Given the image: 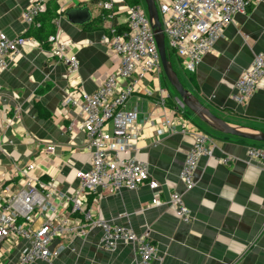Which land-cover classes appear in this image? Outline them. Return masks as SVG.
<instances>
[{"label": "crops", "instance_id": "1", "mask_svg": "<svg viewBox=\"0 0 264 264\" xmlns=\"http://www.w3.org/2000/svg\"><path fill=\"white\" fill-rule=\"evenodd\" d=\"M33 1L0 0V33L10 39L27 36L42 45L21 48L0 75V190L14 184L13 192L23 189L25 179L18 173L34 165L32 174L40 179L37 190L44 198L27 226L38 229L51 219L74 220V208L80 206L82 212L91 210L100 219L148 235L159 250L155 264H264V163L248 153L250 146L264 147V142L217 132L192 112L181 113L177 93L162 73L147 75L126 107L138 110L137 157L147 163L150 180L160 188L154 191L144 184L137 190L98 188L92 195L79 194L75 175L90 169L91 152L76 107H66L78 123L73 131L67 128L63 100L72 88L66 66L49 50L48 36L68 42L70 54L79 61L75 80L86 92H94L115 66L103 35L127 28L131 5L127 0H52L54 30L40 38L39 17L45 12L31 25L22 18ZM76 10L70 19L68 13ZM263 53L264 0H259L235 16L194 72L184 70V59L176 54L173 62L184 87L216 115L245 131H264V80L244 104L234 99L237 81ZM160 90L169 93L165 102ZM165 120L174 130L163 125ZM197 131L213 136L212 154L200 158L195 186L187 191L180 173ZM50 145L54 152L48 151ZM171 191L184 196L190 221H183L168 204ZM155 197L159 204L153 203ZM19 225L25 227L21 221ZM102 235L93 228L56 239L51 247L59 251L58 257L36 264H137L133 244L108 250ZM26 245L17 237L3 253L0 244V264H16Z\"/></svg>", "mask_w": 264, "mask_h": 264}, {"label": "built area", "instance_id": "2", "mask_svg": "<svg viewBox=\"0 0 264 264\" xmlns=\"http://www.w3.org/2000/svg\"><path fill=\"white\" fill-rule=\"evenodd\" d=\"M50 1L34 0L22 12L23 20L28 25L34 24L40 14L47 10ZM155 1L168 49L184 59V70L194 72L203 57L222 36L225 28L234 21L235 16L246 13L249 7L259 0ZM105 7L108 8L109 5L105 4ZM127 15L125 31L118 33L113 28L110 35H103L102 43L110 49L115 66L96 91L91 93L83 90L75 80L80 71L79 61L70 54L68 42L60 40L56 35L48 37L49 50L66 66L72 88L63 100L64 117L70 121L67 128L70 131L77 128L78 123L66 110V107H76L80 110L79 125L85 133V147L91 152L90 169L76 173L79 188L87 190L79 192L83 196L96 193L98 188L108 189L110 192L121 189L135 190L144 184H148L154 191L160 188L157 181L150 180L147 163L137 157L141 132L138 110L126 107L139 83L149 74L158 77L163 68L146 8L141 5L128 6ZM26 45L34 48L42 46L39 41L27 36L10 39L6 34L0 33V75L7 69L11 59ZM262 80L264 53L254 58L249 69L237 81L235 101L246 102ZM160 98L165 102L169 98L168 91L160 90ZM175 98L177 109L183 113L186 110L185 104L181 98ZM56 116H59V111ZM163 125L173 129L168 120H165ZM212 141L213 137L206 132L195 133L194 143L180 173V180L187 191L195 186L198 162L202 155L211 153ZM54 150V145L48 146L49 152ZM248 153L264 163V147L250 146ZM33 170L34 165H29L18 173L25 179L23 189L13 192L14 184L0 190L1 251L4 253L17 237L27 241L16 264L52 261L59 254L57 249L51 247L54 240L75 236L87 228L102 230L104 248L114 250L120 242H132L135 243L137 264H155L159 250L150 239L137 236L122 224L100 219L91 210L82 212L80 206L74 208L75 214L80 218L63 221L51 219L38 229L28 227L27 220L30 215L37 206H42L44 201L37 190L41 184L40 179L32 174ZM168 200V204L175 208L183 221H190L189 209L181 193L171 191ZM153 203L159 204V198L155 197ZM19 221L25 227L19 225ZM2 255L0 254L1 257Z\"/></svg>", "mask_w": 264, "mask_h": 264}, {"label": "water", "instance_id": "3", "mask_svg": "<svg viewBox=\"0 0 264 264\" xmlns=\"http://www.w3.org/2000/svg\"><path fill=\"white\" fill-rule=\"evenodd\" d=\"M146 4L147 13L151 26L155 33L156 42L158 45L163 72L170 83V85L177 92L179 97L182 99L185 106L202 122L207 126L211 127L217 132L241 137L243 139L264 142V131L257 129H245L242 126L230 123L225 119L216 115L211 109L205 106L193 93L186 89L177 73L174 69L173 64L170 60L169 54L167 53L165 34L162 29V23L160 20L157 4L155 0H144ZM78 13H81L78 11ZM76 11L68 13V16L73 18Z\"/></svg>", "mask_w": 264, "mask_h": 264}, {"label": "trees", "instance_id": "4", "mask_svg": "<svg viewBox=\"0 0 264 264\" xmlns=\"http://www.w3.org/2000/svg\"><path fill=\"white\" fill-rule=\"evenodd\" d=\"M129 2V4L131 6H135V5H142L140 2L142 0H127ZM52 2V0L49 2L48 6H47V10L45 11V13L42 15V17L40 16L39 17V20L42 19V24H40V26L38 27V30H37V33L36 35L40 38H44V37H47L51 32H53L54 30V25H53V18H54V15L49 12V5L50 3ZM127 29V28H126ZM126 29H118L116 27V30L118 33H121L123 31H125ZM49 37V36H48ZM47 39V38H46ZM167 53L169 54V57L173 63V66H174V62H173V53L168 49L167 50ZM174 69L177 71L176 67L174 66ZM178 73V72H177ZM171 86V85H170ZM172 87V86H171ZM173 88V87H172ZM174 90V89H173ZM175 93H177L175 90H174ZM186 111H189L191 112L189 109L186 108Z\"/></svg>", "mask_w": 264, "mask_h": 264}, {"label": "bare ground", "instance_id": "5", "mask_svg": "<svg viewBox=\"0 0 264 264\" xmlns=\"http://www.w3.org/2000/svg\"><path fill=\"white\" fill-rule=\"evenodd\" d=\"M123 1H125V0H123ZM114 6V5H113ZM111 7V5H110V7H108V9H113L114 7ZM106 8V7H105ZM106 35V34H105ZM156 39V38H155ZM165 42H166V48H167V50H168V47H167V38L165 37ZM157 43V42H156ZM157 47H158V45H157ZM159 50V49H158ZM174 54V53H173ZM237 90V89H236ZM236 94H237V92H236ZM236 94H235V96H236ZM234 99H235V97H234ZM238 103V102H237ZM245 103V102H244ZM244 103H238V104H244ZM204 123V122H203ZM211 150V153L210 154H204V155H211L212 154V149H210ZM249 150V149H248ZM188 154V153H187ZM187 156V155H186ZM203 156V155H202ZM201 156V157H202ZM198 166V165H197ZM197 170V169H196ZM195 173H196V171H195ZM75 177H76V175H75ZM77 178V177H76ZM77 180H78V178H77ZM196 180V179H195ZM140 188V187H139ZM138 188V189H139ZM128 190V189H127ZM135 190H137V189H135ZM77 191H79V192H85V191H87V190H85V189H83V188H79V180H78V189H77ZM78 218H80V217H78ZM128 228V227H127ZM88 229H93V228H87L86 230H88ZM128 229H130V228H128ZM131 230V229H130ZM132 232H134L133 230H131ZM135 233V232H134ZM136 234V233H135ZM137 235V234H136ZM137 236H140V235H137ZM141 236H146L148 239H149V237H148V235H141ZM102 238H103V235H102ZM120 243H124V244H133L134 245V247H135V243H125V242H120ZM119 243V244H120ZM103 244V243H102ZM118 244V245H119ZM117 245V246H118ZM59 255V254H58ZM58 257V256H57ZM54 258H56V257H54ZM53 258V259H54ZM52 259V260H53Z\"/></svg>", "mask_w": 264, "mask_h": 264}, {"label": "rangeland", "instance_id": "6", "mask_svg": "<svg viewBox=\"0 0 264 264\" xmlns=\"http://www.w3.org/2000/svg\"><path fill=\"white\" fill-rule=\"evenodd\" d=\"M143 6L142 7H146V4H145V1L144 0H142L141 2H140ZM171 60V59H170ZM172 62V61H171ZM173 64V63H172ZM174 67V66H173ZM162 74L164 75V77L166 78V76H165V74H164V72H163V69H162ZM167 79V78H166ZM168 81V80H167ZM174 89V88H173ZM177 96H178V94H177ZM179 97V96H178ZM192 117H194V119H196L195 118V116H192ZM198 119V118H197ZM199 120V119H198Z\"/></svg>", "mask_w": 264, "mask_h": 264}, {"label": "clouds", "instance_id": "7", "mask_svg": "<svg viewBox=\"0 0 264 264\" xmlns=\"http://www.w3.org/2000/svg\"><path fill=\"white\" fill-rule=\"evenodd\" d=\"M178 96H179V95H178ZM178 96H177V97H178ZM179 98H180V97H179ZM186 108H187V107H186ZM187 109H188V108H187ZM211 136H212V135H211ZM212 137H213V136H212Z\"/></svg>", "mask_w": 264, "mask_h": 264}]
</instances>
